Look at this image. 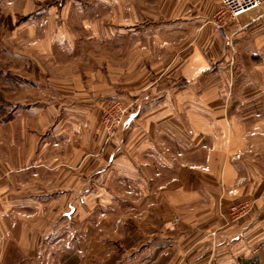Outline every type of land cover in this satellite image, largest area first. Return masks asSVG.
<instances>
[{"label":"crops","instance_id":"1","mask_svg":"<svg viewBox=\"0 0 264 264\" xmlns=\"http://www.w3.org/2000/svg\"><path fill=\"white\" fill-rule=\"evenodd\" d=\"M193 1L187 10L201 12L200 22L141 27L151 33L148 53L164 48L165 60L146 65L139 49L117 75L93 66L84 80H46L40 96L54 99L36 106V155L22 123L21 154L0 161V264H44L78 248L117 264H264V3L227 22V45L206 16L218 0ZM115 89L134 105L107 152L85 156L103 97ZM47 184L80 194L68 205L75 217L84 206L101 210L95 227L80 237L71 224L69 241L46 234L40 196L28 192ZM14 188L21 200L8 194ZM243 198L249 213L224 222ZM173 214L177 233L162 228Z\"/></svg>","mask_w":264,"mask_h":264},{"label":"rangeland","instance_id":"2","mask_svg":"<svg viewBox=\"0 0 264 264\" xmlns=\"http://www.w3.org/2000/svg\"><path fill=\"white\" fill-rule=\"evenodd\" d=\"M194 2L193 0H0V161L11 152L13 156L21 154L22 123H29L30 150L32 155H36L37 141L41 134L37 123L36 106L41 101L54 99L52 96L46 98L40 96V90L43 89L46 80L58 85L62 81L69 84L73 78L84 80L86 77L84 69L93 66L100 67L103 72L117 75L118 67L122 66L120 64H133L140 59L137 54L139 49L141 61L146 65L150 59L156 62L165 60L167 55L164 48L158 47L153 49L154 53H148L151 50L148 40L151 33L144 32L141 27L181 25L183 17H186L184 19L190 17L187 22L190 26L195 23L194 20L196 23L200 22L201 12H192V8L187 10V7L194 5ZM207 7H212V3L207 2L204 9ZM217 8L212 9V12H206L209 24H211V15ZM136 30L139 31L135 32ZM192 36L193 32L190 29V37ZM140 39L142 42L141 44L138 42L137 45L135 42ZM174 51L176 52V49ZM116 101L126 107L128 112L134 105V97L125 98L116 89L110 95L103 97V104L97 116V126L91 136L90 144L94 148L89 149L85 156L100 157L111 146L126 116L122 117L116 129L106 130L105 117L111 115L116 119L120 114L114 107ZM54 189L52 185L47 184L45 193L37 190L36 187H32L28 192L33 200L40 196V206H44L40 211L46 216V234H62L69 241L71 224L77 228L80 237L85 235L87 228L95 227L94 216L101 218V210L84 206L77 210L75 217V212L70 213L68 205L72 197L80 194L71 196L69 192L60 193L55 192ZM21 192L20 188H14L8 194H13L14 200H21ZM245 201L249 205L247 211L235 217L232 208ZM250 209L251 200L246 198L236 200L228 205L224 222H235L246 216ZM36 210L35 207L26 209L28 213L32 211L35 213ZM5 211L0 210L3 215ZM20 211L25 210H15V214ZM117 226L115 224L114 229H117ZM162 228H166L169 232H179L180 217L173 214ZM104 263L117 264V257L109 261L108 259L104 261L99 255L87 257L79 248L76 251L62 250L56 256H46L44 262V264Z\"/></svg>","mask_w":264,"mask_h":264},{"label":"built area","instance_id":"3","mask_svg":"<svg viewBox=\"0 0 264 264\" xmlns=\"http://www.w3.org/2000/svg\"><path fill=\"white\" fill-rule=\"evenodd\" d=\"M263 2L264 0H218V8L211 15V25L217 35L228 45L230 39L225 29L227 22L247 11L260 7ZM114 107H116V110H118L120 114L116 119L111 115L105 117L104 124L107 131H109L110 128L116 129L118 127L117 125L121 123L122 117L128 113L126 107L117 101ZM248 206V202L245 201L243 204L241 203L233 207L232 211L236 214L235 217L244 214Z\"/></svg>","mask_w":264,"mask_h":264}]
</instances>
